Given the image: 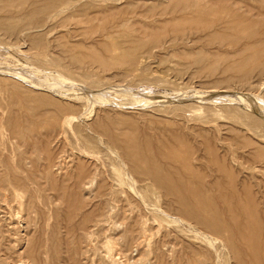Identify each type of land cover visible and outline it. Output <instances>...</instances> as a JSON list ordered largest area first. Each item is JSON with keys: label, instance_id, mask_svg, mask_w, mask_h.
<instances>
[{"label": "rangeland", "instance_id": "obj_1", "mask_svg": "<svg viewBox=\"0 0 264 264\" xmlns=\"http://www.w3.org/2000/svg\"><path fill=\"white\" fill-rule=\"evenodd\" d=\"M224 4L236 10L235 25L257 28L258 32L248 40L241 33L234 34L232 26L204 20L209 24L204 30L211 25L215 26L212 29L218 34L215 38L198 39L194 35L188 38L180 37L165 44L161 41L156 48L151 49L150 54L139 52L132 57L115 59L103 51L102 44L105 41L101 43L96 37L86 40L82 36L86 26L79 24L75 27L76 22H73V25L67 29L59 27L56 29L55 26L34 33L39 34L36 37L41 38L40 49L46 52L47 59L50 56L49 61L52 60L55 65L57 63L56 67L40 65L33 59L34 53H31L34 52V42L27 39V32L1 38V43L3 41L6 44L10 43L8 47L10 46L11 50L9 52L5 43L0 50V180L15 176L22 182V185L4 193L7 198L6 204L3 202L5 196L0 202L2 229L0 231L9 239L2 248H5L4 250L13 248L11 255L14 262L9 264H19L18 255L25 250L37 251L36 248L41 246V251H45L44 245H48L56 253L57 260L53 264H112L113 260L123 264H127V261L128 264H236L225 238L209 230L196 229L194 223L193 227L192 224L190 227L196 231L187 230L186 225H189L187 223L181 225L182 223L179 222L174 223V220L172 225L173 219L170 218L175 217L173 210L168 212L169 215L165 218H168L167 220H163L162 217L156 222V215L161 213L157 211L153 215L154 218L149 215V218L143 217L145 220L137 219L136 242H132L129 239L128 229L135 225L133 215L138 216L137 214L143 209L142 206L135 207V204H114V211L123 207L126 211L121 215L115 213L110 223L107 221L102 225L101 231L92 229L89 240L84 242L81 240L82 227L84 225L86 227L92 219H96L103 212L105 204L101 199L100 183L94 185L91 190H85L77 185L81 166L92 170L93 167L89 164L92 161L89 158L85 159V155L76 145L79 143L82 145L84 142L83 146L88 145L89 151H97L99 153L97 158L94 157L92 160L99 166L100 172L118 179L116 174H112L114 170L110 169L113 168L115 161L111 159L115 158L114 150L118 153L121 147L139 145L141 146L139 151L142 150L148 156L149 153L154 154L160 149L163 150L166 139L173 133L185 136L188 146L199 155L201 153L204 155L207 149H212L215 156L220 159V163L239 179L232 187H198L196 184L190 188L186 187L185 199L176 198L177 204L163 199L157 202L155 196L148 194L151 198L149 201L153 200L150 202L155 206L154 208L163 207L164 211L167 207L164 203H168L172 209L184 205L194 214L204 218L210 216V211L215 212L220 224L225 227L239 224L249 228L251 235L258 236L259 233H263L259 242L264 246V135L262 136L264 123H261L264 122V17H262L264 12L258 15L264 5L248 4L238 0ZM243 8L249 10L247 17ZM93 28L102 27L96 22ZM137 28L133 29L132 34L136 35ZM163 35L160 34L161 37ZM115 61L122 63L115 67L109 66ZM99 62L109 67H104ZM68 66L72 69L68 70ZM91 70L92 72H89ZM139 74L147 75L142 80L148 82H142L140 77L138 79ZM128 75L130 77H127ZM71 81L76 85H84V88L89 86L90 90L97 92L93 93L96 95L94 103L93 99L90 101L91 105L83 100L78 104V107L82 104L83 108L82 106L74 108L75 112L83 111L90 105L93 111L91 118L85 116L75 120V126L79 129L83 127L81 131L93 122L110 126L109 129L114 132L110 130L111 134L114 135V139L116 136L115 141L119 143H117L118 147L109 145L113 151L105 145L101 147L100 140L96 137L94 138L98 143L92 139V143L89 144L81 133L76 132L75 135L69 130L68 134L57 135L54 129L56 112L60 108L69 107L74 103L73 97L76 96L71 95L74 88ZM176 98L182 102L179 103ZM100 100L106 102L101 104ZM197 103L199 105L203 103L204 106L203 104L199 106ZM193 109L202 111L196 110L197 112L194 113ZM254 115H257L253 117L255 120L250 117ZM188 116L190 119L187 118ZM252 121L260 123L256 125ZM250 122L252 124L249 125ZM76 136L79 139L78 143L75 140ZM194 142H199L197 143L200 145H197L199 149H196ZM101 149L102 151H99ZM105 150L111 157L107 152L105 153L107 156L104 155ZM61 152L60 155H64L63 159L68 157L66 159L68 164H62L64 168L62 174L61 171L52 172L49 169L54 161L59 160ZM233 157H237L234 163ZM99 159L110 163H105L102 167ZM108 167L110 170H107ZM138 187L140 191H145L141 186ZM193 191H200L207 198L202 200L195 193H191ZM159 207L157 209L161 210ZM230 207L233 210L237 209V212L246 210L247 213H238L235 219L229 212ZM232 219L235 220L234 223ZM87 220V224H84ZM175 224L179 228L175 227ZM143 225H146L145 229ZM165 230L169 231L168 234ZM204 236L212 238L213 241L206 243L207 239H204ZM50 238L52 240L47 241ZM236 241L240 246L242 245L238 239ZM247 255L244 254L242 264H247ZM113 257L118 259L112 260ZM0 258H2L1 254ZM36 259L46 261L47 264L50 262L42 252L37 253ZM24 261V264H36L27 257Z\"/></svg>", "mask_w": 264, "mask_h": 264}, {"label": "bare ground", "instance_id": "obj_2", "mask_svg": "<svg viewBox=\"0 0 264 264\" xmlns=\"http://www.w3.org/2000/svg\"><path fill=\"white\" fill-rule=\"evenodd\" d=\"M229 1H231V0H207V1L206 0H0V40H1V38H4V37H12L13 35H17V34H19V32H20V34L27 32L28 33L27 39L29 38L34 42L33 43L34 52H32V53L29 52V54L34 53L32 55L33 59H35L40 65L47 64L48 67H56L57 63L55 65V63L51 62L52 60L49 61L48 59L50 58V56L47 59L46 52L44 53L40 49V43H41L40 39L41 38L36 37L39 34L35 35L34 33L36 31L42 32L45 28L49 29L50 27H55V26H56V29L58 27L67 29L68 27L73 25V22H76L74 24L75 27L79 24L86 26V28L83 32V35H82L83 37H85L86 40L87 39L92 40L93 37H94V39L96 37V39L101 40L100 41L101 43H103L105 41V43L102 44L103 45V51L105 53L110 54L115 59L120 58V57H122V58L132 57L139 52L150 54V53H152L151 49H153L154 47L156 48L157 45L161 41L163 42V44H165L167 42L174 41L175 39L180 38V37L188 38V37H190V35H194L198 39H203V38H207V37L215 38L218 35L216 32L212 31V29L215 26L211 25L207 30H204V28L209 25V24L205 23L204 20H207L209 22H220V25L224 24V25L232 26L234 34H240L241 33L244 35L243 37L245 39L249 40L250 38H252L255 35L256 32H258V29L253 28V27H249L246 25H235V16L234 15L236 13V10L234 8H230L224 4V2H229ZM238 1L246 2L248 4H254V5L255 4L264 5V0H238ZM147 4H151V5L148 6ZM243 10H244L245 16L247 17L249 10H245L244 8H243ZM262 12H264V7L258 15H260ZM262 17H264V15H262ZM262 17H257V18H262ZM250 19H253V18L250 17ZM96 22H98V24L102 27L101 29H98V28L94 29L93 28L95 26ZM160 23H163V24H160ZM260 25H262L261 22H260ZM134 28H137L136 35L132 34V31ZM51 29L54 30L53 28H51ZM78 29H80V27ZM70 30H71V28H70ZM68 32H69V30H68ZM161 33L164 34L163 37L160 36ZM69 35H70V33H69ZM75 37H77V36H75ZM146 38H148V40H145ZM81 39L82 38H80V40ZM69 40H70V38H69ZM107 41L109 43H107ZM3 43H5V42L3 41L1 43V41H0V44H1L0 50L2 48ZM94 43H97V42H94ZM98 43H99V41H98ZM9 44H6L7 47ZM12 45H14V44H12ZM10 48L11 47L9 46L8 47L9 52L11 50ZM17 50H18V48H17ZM47 52H48V50H47ZM10 55L12 56V54H10ZM13 55H14V53H13ZM48 55H50V54H48ZM11 56H9V58ZM29 57H30V55H29ZM116 63H118V64H116ZM121 63L122 62L115 61V63H113L109 66L115 67V66L120 65ZM100 64L104 67H109L103 63H100ZM68 67H69V68H67L68 70L72 69V68H70V66H68ZM76 67H79V66H76ZM78 69H83V68H78ZM124 70H126V69H124ZM119 71L121 72V70H119ZM89 72H92V70ZM141 73H142V70H141ZM148 73H146V74H148ZM144 76L147 77V75H144ZM144 76L142 74L141 75L139 74L138 79L140 77L142 82H144V81L148 82V80H142ZM127 77H130V75H128ZM133 77H136V76H133ZM127 81H129V80H127ZM131 81H133V80H131ZM141 81H139V82H141ZM71 84L74 86V88L72 89L73 92L71 93V95L74 94L76 96L73 97L74 103H72L69 107L60 108L56 112L54 129L56 130L57 135L61 136V135L68 134V132L70 130L75 135H76V132L81 133V135L84 136L85 140L87 139L86 143L89 142V144H90L92 139L95 140L97 138L100 140L99 145L100 146L105 145L109 150L111 149L110 147L113 145H116L118 147L119 143L115 141L116 136L114 139V137H113L114 135L111 134V132H110L111 129H109L110 126L108 127L107 125L104 126L103 124H101L99 122H97V123L93 122V123L89 124L87 127L85 126L86 129L84 128L82 131H81V129L83 127L82 128L80 127V129H79L78 126H75V120L80 119L81 117H85V116H88L91 118L93 111L90 109L91 108L90 107V105H91L90 101L93 99L92 101L94 103V98L96 97V95L93 93H97V92H93L92 90H90L89 86H87V87L85 86L86 88H84L83 84H82L83 86H80L78 84L76 85L75 82H73V81H71ZM95 85L100 86L98 84H95ZM91 89H93V88H91ZM93 90L96 91V89H93ZM64 97L66 98V95ZM97 97H99V96H97ZM18 99L20 100V98H18ZM176 99L178 101V98H176ZM202 99H205V98H202ZM83 100L90 104L89 107H87L83 111L75 112L74 108H77L78 104L82 103ZM20 101H22V100H20ZM69 102H71V101H69ZM98 102H99V98H98ZM105 102H103V100H102L101 104L102 103L104 104ZM178 102L181 103L182 101L181 102L178 101ZM22 104H23V102H22ZM164 104L167 105L166 102H164ZM202 104H200V105L202 106ZM95 105H96V103H95ZM97 105H98V103H97ZM122 105H123V103L121 104V106ZM197 105H199V103H197ZM81 106L83 108L82 104H81ZM81 106L79 105V107H81ZM203 106H204V104H203ZM32 107H34V106H32ZM92 107H93V109H96V108H94L95 106H92ZM178 107H180V106H178ZM187 107H188V105H187ZM20 108H21V106H20ZM35 108H37V106ZM169 109H170V107H169ZM253 109H252V111H254ZM190 110L192 111V109H190ZM196 110H199V112L202 111L201 109H196ZM196 110L193 109L194 113ZM159 112H161V111H159ZM168 112H166V114H168ZM183 113H185V112L183 111ZM190 114H192V113H190ZM190 114H187V115H190ZM100 115H102V114H100ZM163 115H165V113ZM172 115L173 114H171V116ZM177 115H179V114H177ZM182 115H184V114H182ZM214 115L217 116L216 114H214ZM255 116H257V115L250 116V117L255 118ZM111 117H112V114H111ZM101 118H103V120L105 121L104 117H101ZM164 118L166 119V117H164ZM187 118H189V116ZM245 118H247V117H245ZM21 119H22V117H21ZM28 119H30V118H28ZM167 119H169V118H167ZM205 119H207V118H205ZM262 119H259V120L263 121ZM34 121H36V120H34ZM105 122H107V121H105ZM246 122H247V120H246ZM252 122H250L249 125L252 124ZM258 122L259 121L253 122V124H256ZM198 123H201V122H198ZM261 123L263 124L264 122H261ZM254 127L257 128V126H254ZM256 131H259V130H256ZM13 132H15V131H13ZM163 133H164V131H163ZM263 133H264V131H263ZM164 134H166V132ZM263 135L264 134H262V136ZM91 136L93 138H91ZM70 137H71V135H70ZM94 137H96V138H94ZM159 137L160 136H158V138ZM75 138H76L75 140L77 142V140H79V139H77V136ZM72 139H74V138H72ZM195 139H194V141H195ZM161 140H162V138H161ZM96 141H98V140H95V142ZM191 141H193V140L191 139ZM73 142H74V140H73ZM129 142H130V140H129ZM161 142H163V141H161ZM201 142L203 143V141H201ZM96 143H98V142H96ZM96 143H94L93 145L95 146ZM194 143L196 144V149H199V148H197V145H199L197 143H199V142H197V143L194 142ZM259 143H260V141H259ZM83 144H84V142H83ZM83 144L79 145V146L76 144L75 145L77 146V148H79V151L85 155V157H84L85 159L89 158L90 161H92V162H89V164L93 167V170L89 169V168L85 169V168H83V166H81L79 175L77 177V179H78L77 185L79 187H83L85 190H91L94 187V185H97L98 183H100V185H101V192L100 193L102 195L101 196L102 203L105 204V207L107 209H105V207H104L103 212L96 219H94V220L92 219L93 221L91 220L86 227H85V225H84V227H82V237H81L82 242L86 241L87 239L88 240L90 239V235L92 234V229L96 228L97 231H101L103 229L102 225L107 221H109V223H110V219L116 215L115 213H117V215H121L126 211L125 209H123L124 207L119 209L118 211H114V208H113V207H115L114 204H120V203L122 205H124V204H128V205L135 204L136 205L135 207L142 206L143 209L137 214L138 216L133 215V221L135 220V222H134L135 225L131 226L128 229L129 239L132 242H136L135 236L137 235V232H138V230H137L138 224L136 223L137 219H142L143 217H147V216H148L147 218H149V215H151L153 217V215H155V211H157V213L158 212H161V213H159V215L158 214L156 215L155 220H157L158 218L160 219L162 217H163L162 219L164 220L169 215L168 212L170 213L173 210L175 212V217L172 216L173 218H170V219H173V221L171 220V224H172V222H174V220H175L174 223L179 222V224L182 223L181 225H184L187 223V224H189V225H186V227L188 228L187 230L190 231V230H194V228H192L193 223H194L195 226H197V227H195L196 229L201 228V230L202 229L209 230V231H212V232L216 233L217 235L225 238L227 241L228 250L232 254L231 256L236 260V262H237L236 264H242L244 262V254H246V255L248 254L247 255V264H264V246L261 242H259L260 239L262 238L261 235L263 233H259L258 236H257V234L251 235L249 233V228H247L245 226H241L239 224H236L235 226H226L225 227L224 225L220 224L219 220L217 219V217H216L217 213L212 212V211H210V216H208L207 218H204V217L198 216L197 214H194L193 211H191L189 208H187L184 205L183 206L178 205L176 208L172 209V207L168 203H164L167 207L165 208L166 210L163 211L162 210L163 207L161 208V207L157 206L155 209L154 208L155 206L151 204L152 202H150L153 200L149 201L150 197L148 194H152V196L156 197L157 202L163 199V200H166L167 202L170 201V202H175L177 204L176 198L184 197V199H185L184 189L186 187L187 188L193 187L194 184L198 185V187H207V186L208 187H211V186L212 187H216V186L232 187L233 184L237 183L239 177L237 179V177L235 176V174L233 172H230L226 166H224L220 163V159L215 156V154L212 152L213 151L212 149H207L206 153L204 155H201L202 153L199 155V153L197 151L193 150L190 146H188L185 136L183 137V136H180V135L175 134V133H173V135L170 137L168 136V138L166 139V143L164 144L163 150L160 149V150L156 151L154 154L148 152L149 153L148 156L142 150L139 151L141 149V146H139V145H127L126 147L120 146L121 151L119 150L118 153H116L115 150L113 151L111 149L115 155V158H111V159H112V161H113V159L115 161H113L114 165L110 164V165H113L112 166L113 168H110V169L114 170L115 173L112 171L111 172H112V174H116V176L118 178V179H115V177L113 178L112 177L113 175H111V174H110L111 176L108 177L107 174H106L107 176H105L104 173L100 172L99 166L97 164H95L94 161L92 160L94 157L97 158V154H99V153H97V151L95 152V150L93 152L89 151L90 149L87 147L88 145L85 144L83 146ZM70 145L72 146V144H70ZM109 145H111V146L109 147ZM152 145L154 146V143ZM142 146L144 147V144ZM156 147H157V145H156ZM97 148H96V150H97ZM102 149L99 151H102ZM200 149H204V148H200ZM106 152L107 151L105 150L104 155L107 156V154H109V153L107 152V154H105ZM60 154H62V152L59 153V156H61V157H59V160L54 161L51 164L49 169L52 170V172L55 170H57L58 172L61 171V174H62V171L64 170L62 164H64V165L68 164L66 161V159L68 157L67 158L64 157V159H63L62 156H64V155H60ZM101 154H103V152ZM109 156L111 157L110 154H109ZM236 158L237 157L232 158L233 163L236 162ZM101 159H99L98 161L102 162L103 159L102 160ZM107 159H108V157H107ZM105 163H107V162L104 161L101 163L103 165L102 167L105 166L104 165ZM109 163H107V164H109ZM91 166H89V167H91ZM106 166H108V165H106ZM241 166L243 167L242 164H241ZM109 167L107 168V170L109 169ZM238 167H240V166L238 165ZM242 167H240V168H242ZM238 171H244V169H242V170L239 169ZM242 176L244 177L243 174H242ZM103 177H105V178L103 179ZM20 185H22L21 180L15 176H13V177L11 176L10 178L7 177L5 179L0 180V202L2 201L3 197L5 196L4 193L6 191H8L11 188H15L17 186H20ZM74 185H75V183H74ZM138 186H141L142 188H144L145 191H143V190L140 191L138 189L139 188ZM191 193H195L196 196H198V198H200L202 200H205L207 198V196L202 194L200 191H197V192L193 191ZM160 194H162L163 196ZM17 196H19V195H17ZM164 197H165V199H164ZM6 201H7V198L5 196V198L3 200L4 204H6ZM172 206H173V204H172ZM158 207L161 208V210L160 209L158 210L157 209ZM236 210H233L232 207L229 208V212L231 213L232 217L235 219H237L238 213H247L246 210H239V212H237ZM133 212L134 211H132V213ZM174 212L172 214H174ZM167 219H165V220H167ZM139 221L140 220H138V222ZM168 221L170 222V220H168ZM231 221H233V223H234L235 220L232 219ZM87 222H88V220L85 221L84 224H87ZM156 222H158V220ZM144 224H145V222H144ZM191 224H192V227H190ZM155 225H156V223H155ZM172 225H171V227H172ZM110 227H112V224L110 225ZM143 227L145 229L146 225H143ZM167 227H168V225H167ZM171 227H169V228H171ZM175 227H178V225L175 224ZM189 227L191 229H189ZM55 229H56V225H55ZM75 229H78V228L75 227ZM199 230H197V232H199ZM182 231H185V230H182ZM194 231H196V230H194ZM168 232H167V234H168ZM194 234H196V233H194ZM170 236H172V235H170ZM56 237H57V235H56ZM197 237H199V236H197ZM249 237H250V239H249ZM10 238H12V237H10ZM39 238H40V236H39ZM205 238L207 239V240H205L206 243H207V241L208 242L213 241L212 238H210V237L204 236V239ZM75 239L77 242V237H75ZM237 239L242 243L241 246L238 243V241H236ZM51 240H52V238H50L47 241L50 242ZM6 241L9 242V239L7 238V236H5L4 233H2V231H0V254L2 257V258H0L1 259L0 264H9L10 262H14L13 261L14 259L11 255L12 254L11 249H13V248H11V249L8 248L7 250H4L5 248L4 249L2 248L3 244ZM236 242H237V244H236ZM74 245H75V243H74ZM108 245H110V244H108ZM164 247H165V245H164ZM44 248H46L45 251H43V250L41 251V246L39 248H36L38 252L34 251L33 249L32 250L31 249L25 250L24 253H21V255H18L19 256V260H18L19 264L25 263V261H24L25 257L33 260V262H35L36 264H47L46 261L44 262L42 260L39 261L36 259L37 253H41V252H42V254H44V256L48 257V259L50 260V262L48 264H53L54 261L57 260L56 253L53 252L52 249L48 245H44ZM106 248L108 249V253H109V251H110L109 246H107ZM18 249H20V248H18ZM244 249L249 251V253L247 251H244ZM113 251H114V249H113ZM222 254H224V253H222ZM54 255H55V257H53ZM112 255H113V253H112ZM18 256H17V259H18ZM106 256L108 257L109 255H106ZM107 257H105V259ZM113 259L117 260L118 258L113 257L112 260ZM228 259H227V261H228ZM223 260H224V258H223ZM51 261H53V262H51ZM112 264H123V263L118 262V260L117 261L113 260ZM127 264H128V261H127Z\"/></svg>", "mask_w": 264, "mask_h": 264}]
</instances>
